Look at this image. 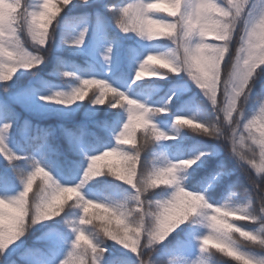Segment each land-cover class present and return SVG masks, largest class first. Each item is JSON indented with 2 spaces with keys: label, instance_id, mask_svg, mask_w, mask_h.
<instances>
[{
  "label": "snow or ice",
  "instance_id": "6c2138e0",
  "mask_svg": "<svg viewBox=\"0 0 264 264\" xmlns=\"http://www.w3.org/2000/svg\"><path fill=\"white\" fill-rule=\"evenodd\" d=\"M0 2L12 6V11L0 18V83L4 85L3 94H0V156L7 161L6 165L0 166V189L11 191L15 188L17 180L21 186L14 195L6 192L0 195V199L14 203L30 181L36 180L39 185L36 178L41 175L42 170L53 175L42 162V158L22 154L9 147L7 137L13 129L12 122L17 118L14 106L30 107L33 98H38L46 104L63 105L66 108L85 100L93 105L88 111L87 122L80 125L77 132L66 130L73 151L83 154L81 160L67 161L69 171L75 170L80 178L76 182L59 185L64 188L78 187L82 199H69L58 216L38 219L37 225L46 227V231L39 238L43 242L40 251L55 252L57 258L61 252H64L63 259H57V264H146L149 252L154 253L152 260L155 264H163L165 259H168L170 264H218L219 257H223L224 261H229L231 264H244L241 257L255 259L257 264H264V259L256 255L257 250L264 247L261 245L264 231L250 230L236 222L244 231H252L257 239L246 240L244 237H239L238 233L226 235L224 243L229 245L235 255L221 248L218 243H214L219 230L210 220V216L215 215V209L228 211V204L236 194L235 187L232 186L230 195L222 203L212 201L208 195L209 189L232 174V169L223 161L216 165L213 173L201 177L191 187L184 183L187 176L180 175H177L170 185L155 184L156 179L169 172L186 173L189 169H194V166L202 167L206 158L216 154L215 148H198L195 154L176 160L170 159L162 152L151 160L145 158V154L154 150L160 142L177 140L179 130L182 129H190L211 140H216L208 135L210 131L208 121L198 114L176 115L173 119V126L177 129L175 133L163 130L156 123L155 117L170 113V105L177 97L176 91H173L162 104H151L147 100L129 95L108 79L95 75L82 77L75 72L61 70L59 66L63 64V60L60 58L56 71H59L64 78L79 81L68 91L54 90L48 95H43L42 90L51 87L50 81L39 78L26 86H19L13 79L16 76L14 74L22 69L25 71L39 69L52 48L68 46L75 53L87 55L93 68L95 65L92 61L95 57H99L107 66L108 72H111L117 63L128 65L136 63L137 67L132 77L133 84L146 79H167L169 76L186 73L207 99L209 95L215 94L217 100H220L223 96V70L231 56L227 53L226 60L220 61L219 53L223 51L225 45H230L233 39L240 40L245 36L249 27L257 24L264 17V0H167V2L163 0L123 2L122 0L118 3H112L110 0H77V3H74V0H0ZM69 5L84 7L81 18L86 23L71 39L65 38L59 43L57 31L60 28L61 13H64ZM53 21H55L54 25ZM112 25L128 39H131L129 34H135L141 41L151 43L169 40L172 46L163 52L149 50L141 60L142 53L136 42L125 43L112 31ZM161 26L164 30L157 33L155 30ZM93 28L96 32V43L89 51L86 49V44L89 32ZM211 33L225 38L215 39ZM209 46H215L217 49L216 59L219 66L216 69L218 80L215 84H210L206 79L207 65L202 55ZM249 55L251 61L243 80L245 95L250 93V99L247 110L241 118L242 124L248 122L257 112L264 110V86L258 93L254 92L252 87L256 86L257 76L264 75V50L252 46L249 48ZM149 56H163L171 60L177 71L167 72L165 69H157L161 75L137 79V73L145 66V60ZM94 86L95 90H92ZM212 88L215 89L214 93L210 92ZM90 90H92L91 95H89ZM109 90L114 91L101 101L99 97ZM128 101L137 103L133 105ZM105 104L111 108L123 109L126 119L121 122L119 113L107 112L103 118H98L96 112L99 109L96 106L102 107ZM89 122L95 129L113 134L115 143L108 146L100 143L97 147L93 141L100 142L101 137L97 132L89 131ZM25 126L30 127L27 124ZM50 135V132L43 130L39 137L38 147L42 150V157L47 154L59 157L61 154L58 149L49 142ZM234 147L238 148L239 144H234ZM182 160H194L195 163L190 168H185L180 163ZM260 167L264 168V164ZM239 168L249 183L256 187L257 177L248 165L242 164ZM104 176L113 177L122 185L129 186L127 189H122V195L95 198V200L97 203H104L111 210L114 218L120 221L118 231L127 233L133 243L114 233L111 228L105 232V241L111 240L119 244L134 256L125 254L109 259L111 256L109 248L102 246L106 242L101 243L94 233L97 221L89 223L90 218L83 211L84 202L92 199L83 189L89 182ZM168 188L173 189L168 197L160 195L159 190ZM184 188L197 197H203L206 205L211 207L200 208L196 210L194 216L186 218L183 222L167 228L163 227L165 215L181 201L183 197L181 189ZM145 206L156 209L154 227L147 230L133 223L131 219L134 209H143ZM73 209H78V212H74ZM57 217L60 219L57 220ZM197 217H203L207 224L202 228L198 227L201 226V222ZM46 221H54V224L45 225ZM242 221H247L249 224H264V218L249 217ZM30 222L31 217L28 219V223ZM63 225H66V228L62 227ZM173 233L176 235L173 236ZM233 235L239 238L233 239ZM25 236L23 235L22 238ZM169 237L172 239L169 240ZM22 238L2 252L0 264H17L18 260L29 259L33 250L24 248L20 251L24 246L23 243L17 244V241H21ZM13 245L16 247L13 248Z\"/></svg>",
  "mask_w": 264,
  "mask_h": 264
},
{
  "label": "trees",
  "instance_id": "16d2710c",
  "mask_svg": "<svg viewBox=\"0 0 264 264\" xmlns=\"http://www.w3.org/2000/svg\"><path fill=\"white\" fill-rule=\"evenodd\" d=\"M112 3L122 2V0H110ZM127 2V0H123ZM77 3V0H74ZM84 11V7H73L69 5L65 9L64 13H61L60 28L57 31V40L62 43L63 39H71L72 36L78 33L80 29L85 26L86 21L81 18V14ZM55 21H53V25ZM112 31L115 35L121 37L125 43L132 44L136 42V46L142 53L140 59L144 58V55L149 50L153 51H167L172 45L169 40H158L154 42L141 41L135 34H129L131 39L122 34L118 28L112 25ZM96 43V32L93 28L88 35L86 49L91 50ZM51 47V45H50ZM58 58L63 60V64L60 65L61 70H67L77 73L79 76L88 77L89 75H95L108 79L112 84L125 91L129 95L138 98L140 100H147L151 104H162L167 100V97L171 95L173 91L177 92V97L174 99L172 105H170V113L166 116L155 117L156 123L165 131L169 133L177 132V129L173 126V119L178 114H184L192 116L194 114H200L208 117L211 113V104L208 99L203 95L202 91L195 85L191 78L186 73H181L178 76H169L167 79H146L136 84L132 83V77L137 67V64H120L117 63L113 66L111 72H108L107 66L103 64V61L99 57H95L92 63L93 68L89 63V57L85 54L75 53L70 47L62 46L52 48L48 52L47 59L39 69H33L32 71L20 70L13 79L19 86H26L29 82H35L39 78H43L45 81L51 82L50 88L42 90L43 95H48L54 90L68 91L73 86L79 83L76 79L64 78L60 75L59 71H56L58 67ZM264 86V75H261L257 80L254 92H259L261 87ZM3 83H0V94H3ZM92 90H95V86ZM89 95H91V91ZM15 113L16 119L12 122L13 129L8 134L7 142L9 147L19 153L28 154L29 156L35 155L38 159L42 158V162L52 171L53 175L60 180L61 183L76 182L79 180L80 175L73 171H69L67 161L69 160H81L83 159L82 153L73 151L71 144L69 143L66 130L75 133L78 131L80 125L87 122V114L93 105L85 100L82 103L72 105L70 108H66L63 105L55 103H44L39 101L38 98H33L30 107H22L16 105ZM99 111L96 112L98 118H103L107 113H119L121 116V122L126 119V113L123 109H116L109 107L108 104L104 106H96ZM30 127H26L25 125ZM90 132H97L101 137L100 142L93 141L97 147L102 143L105 146L114 144L115 141L112 138L113 134L102 132L95 129L92 124L88 123ZM47 130L51 133L49 136V142L58 149L61 154L56 157L52 154L43 155L42 150L39 149L40 143L39 137L42 135V131ZM91 140V137H89ZM203 148H215L216 154L206 158L202 167L194 166V169H189L188 172L182 173L183 176H187L184 183L191 187L201 177L213 173L216 169V165L221 161L226 166L232 169V174L223 178L220 183L209 189L208 195L214 202L222 203L230 195L231 187L235 189H247L249 192H253L254 189L250 185L247 177L237 165L235 159L227 150L226 146L218 140H211L205 136L200 135L190 129L179 130V138L174 141H162L154 150H151L145 154V158L151 160L158 153H165L170 159L176 160L182 157H187L195 154L197 149ZM91 154V153H90ZM7 161L3 156H0V166L6 165ZM30 167V165H27ZM82 172V170H81ZM61 174V177L58 175ZM19 181H16V186L11 191L0 189V195L7 194L14 195L20 190ZM129 186L122 185L120 181L115 180L113 177L104 176L99 177L87 184L83 191L90 198L103 199L108 196L122 195V189H127ZM160 195L168 197L173 189L168 188L166 190H159ZM74 212H78V209H73ZM75 218V217H72ZM57 220L60 218L57 217ZM238 224L249 228L250 230H256L259 228V224H249L247 221H237ZM45 225H53L54 221H46ZM62 227L66 228V225ZM201 227L202 226H199ZM46 227L36 225L30 230L21 241H17V244L23 243L24 248L33 250L27 261L18 260L17 264H57V259H63L64 252H61L57 258L55 252L52 251H40L43 248V242L39 239ZM70 232V230H68ZM179 229H177V232ZM173 236L176 233L172 234ZM172 237H169L171 240ZM167 243V241H165ZM112 257H118L121 255L134 256L127 249H123L119 244L108 240L106 244ZM13 248L16 245L12 246ZM66 251V250H65ZM257 255H264L256 253ZM15 259L16 256L14 255ZM223 264H231L229 261H223Z\"/></svg>",
  "mask_w": 264,
  "mask_h": 264
},
{
  "label": "clouds",
  "instance_id": "9594fccd",
  "mask_svg": "<svg viewBox=\"0 0 264 264\" xmlns=\"http://www.w3.org/2000/svg\"><path fill=\"white\" fill-rule=\"evenodd\" d=\"M167 2V0H163ZM12 11V6L8 3L0 2V18H3ZM164 30L163 26L158 27L157 33ZM215 39H224L225 37L216 36L211 33ZM243 42H240V41ZM252 46L259 47L264 50V17L261 20L250 26L246 35L240 40L233 39L230 45H225L223 51L219 53V60L225 61L226 54L230 53L231 58L227 60L226 67L223 70V96L217 100L215 94L208 96V101L212 105L211 113L208 117L198 114L209 123L210 131L208 135L214 139L221 141L236 160L237 165L247 164L252 173L257 177L256 187L253 192L247 189H235L233 196L228 204V211L215 209V215L210 216V220L216 225L219 230L217 239L214 243H218L221 248L235 255L228 244L224 243V237L228 234L238 233L239 237H244L246 240L257 239L252 231H244L237 226V221L246 220L249 217L253 219L264 218V168L260 167L264 164V110L254 114L250 120L244 124L241 123V118L247 110L249 95H245V75L248 65L251 61L249 48ZM202 55L205 57L207 65L205 71L208 73L206 78L210 84H215L218 80L216 76L217 49L215 46H209ZM179 58V57H177ZM157 69H165L167 72L177 71L171 60L165 59L163 56H149L145 60V66L137 73V79L161 75ZM259 79V76H257ZM253 89L255 85L252 86ZM114 90H109L103 93L99 99L105 100L111 95ZM214 93L215 89H210ZM135 105L136 101H128ZM234 144H239V147H234ZM180 163L185 168H190L195 163L194 160H182ZM179 173L169 172L155 180L156 185L172 184ZM39 181L32 180L24 187L23 192L18 200L14 203H8L4 199H0V258L2 252L28 231L37 225L38 219H48L60 215L64 204L69 200L82 199V194L79 188H64L54 175L49 172L41 171V175L36 178ZM183 197L181 201L165 215L163 227L167 228L174 226L176 223L183 222L186 218L194 216L196 210L208 207L203 197H197L193 192L186 188L181 189ZM148 195V193H145ZM147 203V202H146ZM83 211L88 216L89 223L97 221L94 227V233L101 243H105V232L108 228L128 240L127 233L118 231L120 221L114 218L111 210L104 203H97L95 198L88 199L84 202ZM156 209L152 207H144L143 209L136 208L133 210L131 219L133 223L142 226L144 229L154 227V217ZM31 217V222L28 219ZM201 222V226H205L207 221L203 217H197ZM260 231H264V224H259ZM235 235L233 239H238ZM264 245V240L261 241ZM256 253L264 254V247L257 250ZM153 252H149L146 258V264H155L152 260ZM257 255V254H256ZM264 259V255H257ZM244 264H257V260L241 257ZM224 258H218V264H223ZM163 264H170L168 259H165Z\"/></svg>",
  "mask_w": 264,
  "mask_h": 264
},
{
  "label": "rangeland",
  "instance_id": "374dc122",
  "mask_svg": "<svg viewBox=\"0 0 264 264\" xmlns=\"http://www.w3.org/2000/svg\"><path fill=\"white\" fill-rule=\"evenodd\" d=\"M58 176L61 177V174H59Z\"/></svg>",
  "mask_w": 264,
  "mask_h": 264
}]
</instances>
